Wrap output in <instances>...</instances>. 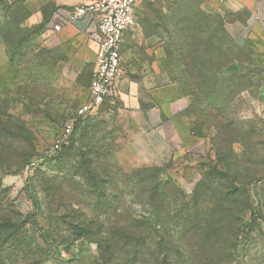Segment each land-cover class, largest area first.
Instances as JSON below:
<instances>
[{
  "label": "rangeland",
  "instance_id": "374dc122",
  "mask_svg": "<svg viewBox=\"0 0 264 264\" xmlns=\"http://www.w3.org/2000/svg\"><path fill=\"white\" fill-rule=\"evenodd\" d=\"M203 1H140L138 27L121 44V77L127 60L134 67L127 79L132 84L117 87L92 114L95 128L75 146L93 142L104 149L109 143V160L100 153L99 165L163 169L180 191L171 193L173 209L186 218L179 237L183 264H264V68L249 39L247 10L227 4L209 11ZM56 13L52 0H0V113L10 122V132L0 136L10 147L0 153V177L23 214L33 210L26 191L32 186L40 204L36 220L57 244L49 259L40 262L31 252L25 264H99L93 241L67 239V215L85 211L88 186L77 170L80 159L60 161L64 143L55 146L64 125L87 101L96 31L67 32V19ZM180 50L198 54V70L209 69L202 80L187 79ZM224 56L237 60L218 68ZM154 61L155 70L166 72L161 82L173 84L183 99L179 106L192 130L191 142L174 144L163 155L146 147L139 129H145L144 111L152 107L143 71L153 69ZM177 109L170 103L169 112ZM18 122L30 132L27 138L17 134ZM78 134H69L65 144ZM30 153L35 155L21 168ZM1 203L5 213L11 203ZM238 229L246 232L234 250Z\"/></svg>",
  "mask_w": 264,
  "mask_h": 264
},
{
  "label": "trees",
  "instance_id": "16d2710c",
  "mask_svg": "<svg viewBox=\"0 0 264 264\" xmlns=\"http://www.w3.org/2000/svg\"><path fill=\"white\" fill-rule=\"evenodd\" d=\"M178 58L190 82L202 80L203 73L209 72V69H204L203 73L198 70L196 65L200 58L194 51L180 50ZM235 60V57L224 56L216 64L221 68ZM76 111L69 118L73 120L70 136L79 134L75 139L70 138L68 145L65 141L62 143L63 152L58 158L63 162L76 157L80 159L75 164L88 186L85 190L88 200L83 204L86 206L85 211H69L67 239L93 241L99 264H183L180 261L182 251L179 237L183 231L182 221L186 218L173 209L176 203L171 195L173 189L176 190L174 195L180 193L178 187L163 174V169L159 166H138L125 171L117 163L106 162V166L99 165L98 155L102 153L109 160L106 148L111 150V145L108 143V146L100 149L97 144L87 142L76 147L75 143L83 141L95 128L91 122L92 114L77 115ZM4 117L8 118L0 113V136L10 132V122ZM189 129L192 134L191 127ZM23 131L25 134L21 135ZM29 133L18 122L17 134L27 138ZM2 143L0 142V153L10 148ZM33 155L35 154L30 153L22 159L20 167L23 168ZM32 190V186L26 189L33 210L23 214L7 197L0 177V264H13L14 259L16 264H25L31 252L37 253L41 262L49 259L57 246L56 242L48 240V229L42 228L36 220L40 204ZM75 201L77 204L82 203L77 199ZM1 202L11 203L8 207L5 205V213L1 212ZM110 222L112 223L109 224ZM167 223L170 225H166ZM245 232L238 229L236 242L233 243L234 250Z\"/></svg>",
  "mask_w": 264,
  "mask_h": 264
},
{
  "label": "crops",
  "instance_id": "0c3cea01",
  "mask_svg": "<svg viewBox=\"0 0 264 264\" xmlns=\"http://www.w3.org/2000/svg\"><path fill=\"white\" fill-rule=\"evenodd\" d=\"M52 1L54 6L58 9V13L55 14L57 18L62 20L67 19V26H64V28L67 29V32L77 31L79 33H86L88 30L96 31L97 46L94 57L95 63L99 34L96 22L93 20V14L91 12H85L76 20L71 21L69 19L75 7L86 5L90 2V0ZM227 4L241 6L247 10L248 13L246 21L247 24H249V39L253 43L255 50L259 53V65L264 68V0H204L202 6L206 10L214 11L219 9L221 5ZM137 14L138 12L136 13V16ZM136 25V27H138V24ZM136 27L134 29L132 28V30L135 31ZM130 31L131 29L125 34ZM158 61L160 63L162 58ZM157 63V61H154V65H152L153 69L143 71V74L145 75L143 84L146 88V98L152 102V107H149L144 111L145 115L147 114L144 121L145 123L142 124L145 129L140 126L139 129L141 130L140 138L144 141L146 147L154 153L163 155L171 149H175L174 144H178L176 148L186 146L189 142H191L192 136L187 119L182 114L181 107L179 106L182 104L181 102L183 99L176 94L177 91L175 90L177 89L174 88L173 84L169 85L161 82L162 74L165 76L166 72L158 69L155 70L154 67ZM124 68L126 75L120 77L117 87H123L126 82H128V84H132L127 79L130 74H133L132 72L134 67H132L131 63L126 60ZM147 77L150 78L146 79ZM260 92L261 96L264 97V80L261 82ZM170 103H172L173 106L177 105L178 109L173 112H169ZM167 123L169 124L167 125Z\"/></svg>",
  "mask_w": 264,
  "mask_h": 264
},
{
  "label": "built area",
  "instance_id": "2783aa9c",
  "mask_svg": "<svg viewBox=\"0 0 264 264\" xmlns=\"http://www.w3.org/2000/svg\"><path fill=\"white\" fill-rule=\"evenodd\" d=\"M141 0H90L74 8L69 19L76 20L91 12L99 34L94 70L88 87L87 101L77 109V115L93 114L107 99H111L123 73L121 44L125 33L137 24V6ZM70 120L55 140L59 147L72 130Z\"/></svg>",
  "mask_w": 264,
  "mask_h": 264
}]
</instances>
